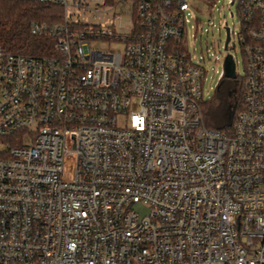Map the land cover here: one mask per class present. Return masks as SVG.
Instances as JSON below:
<instances>
[{"label":"built area","instance_id":"obj_1","mask_svg":"<svg viewBox=\"0 0 264 264\" xmlns=\"http://www.w3.org/2000/svg\"><path fill=\"white\" fill-rule=\"evenodd\" d=\"M24 1L64 17L29 24L50 54L0 47V264H264V0H228V129L204 123L187 0Z\"/></svg>","mask_w":264,"mask_h":264},{"label":"trees","instance_id":"obj_2","mask_svg":"<svg viewBox=\"0 0 264 264\" xmlns=\"http://www.w3.org/2000/svg\"><path fill=\"white\" fill-rule=\"evenodd\" d=\"M63 17L62 7L55 4L0 0V47L6 51L32 55L50 54V39L30 34L29 24L31 21L59 23L63 21ZM223 77L216 86V97L200 102L204 123L217 129H228L225 115L227 107L235 103L236 109L239 108L243 89L241 81L233 83ZM232 87L235 88L234 92Z\"/></svg>","mask_w":264,"mask_h":264},{"label":"rangeland","instance_id":"obj_3","mask_svg":"<svg viewBox=\"0 0 264 264\" xmlns=\"http://www.w3.org/2000/svg\"><path fill=\"white\" fill-rule=\"evenodd\" d=\"M187 1L192 6L193 13L184 32L186 43L191 53H195L197 56L203 54L205 57V74L202 80L201 92L203 101H209L216 97V86L220 81V72L223 70V60L226 55L224 26H229L235 32L240 29L236 3L228 4V0ZM230 11L233 12V16L229 14ZM94 21L99 22L98 19ZM121 21L123 23L124 18ZM196 25L202 28H196ZM233 42H235V49L231 48L229 53L234 56L236 76L240 83V81L242 82L241 78L244 76L243 56L237 39H233ZM92 45L100 49L107 48V44L103 42H93ZM225 79L228 80V78ZM212 128L217 129L214 126Z\"/></svg>","mask_w":264,"mask_h":264},{"label":"water","instance_id":"obj_4","mask_svg":"<svg viewBox=\"0 0 264 264\" xmlns=\"http://www.w3.org/2000/svg\"><path fill=\"white\" fill-rule=\"evenodd\" d=\"M229 40V34L226 33L225 36V41H224V48L227 47V42ZM223 70H224V77L227 78H234L235 77V63L234 60L231 56V54H226L223 60ZM234 109H235V103L231 104L227 107V111L225 113L226 115V124L230 125L232 122V118H233V113H234ZM133 208L136 209L137 211H139L140 213H146V209H144L141 205L139 204H133Z\"/></svg>","mask_w":264,"mask_h":264},{"label":"flooded vegetation","instance_id":"obj_5","mask_svg":"<svg viewBox=\"0 0 264 264\" xmlns=\"http://www.w3.org/2000/svg\"><path fill=\"white\" fill-rule=\"evenodd\" d=\"M225 78H227V77H225ZM228 80H231V81L234 83V82H236V81L238 80V78H237V76L235 75L234 78H228ZM232 91H233V92L235 91V88H234V87H232ZM230 94H231V93H230Z\"/></svg>","mask_w":264,"mask_h":264}]
</instances>
